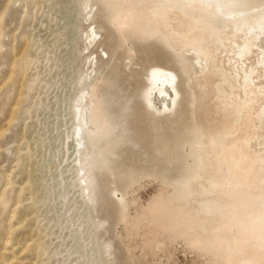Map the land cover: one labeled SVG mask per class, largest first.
<instances>
[{
	"label": "rangeland",
	"instance_id": "374dc122",
	"mask_svg": "<svg viewBox=\"0 0 264 264\" xmlns=\"http://www.w3.org/2000/svg\"><path fill=\"white\" fill-rule=\"evenodd\" d=\"M160 6L148 0L147 15ZM113 17L109 0H0V264H149L117 236L119 195L152 178L177 197L192 174L182 59L147 24L120 46ZM154 67L176 74V111L145 105ZM98 79L103 130L83 127L76 147Z\"/></svg>",
	"mask_w": 264,
	"mask_h": 264
},
{
	"label": "bare ground",
	"instance_id": "6f19581e",
	"mask_svg": "<svg viewBox=\"0 0 264 264\" xmlns=\"http://www.w3.org/2000/svg\"><path fill=\"white\" fill-rule=\"evenodd\" d=\"M109 1L120 46L132 36L144 39L147 24L182 59L200 140L192 174L177 197L152 178L129 183L119 195L116 233L128 257L143 254L149 264L263 262L264 0H155L161 6L151 16L148 0ZM206 31L216 48L202 45ZM90 33L96 34L88 31L87 39ZM187 46L191 64L182 54ZM176 81L174 72L152 68L149 110L166 114L177 107ZM99 85L95 80L87 93L91 107L80 114L76 147L83 127L103 130Z\"/></svg>",
	"mask_w": 264,
	"mask_h": 264
}]
</instances>
